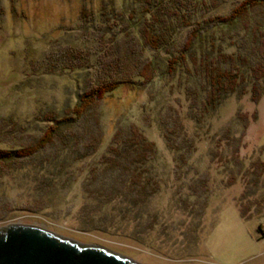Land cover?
<instances>
[{
	"label": "rangeland",
	"instance_id": "1",
	"mask_svg": "<svg viewBox=\"0 0 264 264\" xmlns=\"http://www.w3.org/2000/svg\"><path fill=\"white\" fill-rule=\"evenodd\" d=\"M115 1L119 7L125 3ZM102 4V0H0V136L5 138H0V148L34 145L51 126L45 116L64 117L96 82L92 69L76 70L67 56L72 50L86 53L82 42L74 40L84 37L80 17L83 10L100 11ZM152 93L151 88L123 87L101 104L107 148L117 127L135 118L139 127H151L149 136L164 151L155 175L162 179V193L169 196L149 206L151 233L140 234L138 220L115 231L105 229L107 222L92 219L91 213L85 215L88 201L84 203L81 182L95 159L72 167L69 172L76 179L72 189L57 190L53 198L45 190L40 197L37 192L48 180L39 175L40 153L0 170V229L37 227L82 245L103 247L138 264H264V175H249L254 164H264V99L255 104L250 94L231 96L216 116L193 124L188 120L194 114L191 102L186 103L183 95L174 91L149 105ZM154 106L156 116L151 118ZM178 117L183 124L179 123L178 134L194 141L192 160L186 165L166 149L158 129ZM9 131L14 135L5 136ZM236 148L247 167L242 175L225 165ZM241 206L252 214L249 219L242 218ZM131 216L135 218L136 212Z\"/></svg>",
	"mask_w": 264,
	"mask_h": 264
},
{
	"label": "trees",
	"instance_id": "2",
	"mask_svg": "<svg viewBox=\"0 0 264 264\" xmlns=\"http://www.w3.org/2000/svg\"><path fill=\"white\" fill-rule=\"evenodd\" d=\"M231 1L125 0L119 7L115 0H102L100 11L83 10L82 29L77 31L84 37L74 40L82 42L86 53L72 50L67 57L76 70L92 69L96 82L64 117L45 116L51 126L34 145L0 148V170L40 153L39 175L48 176V180L37 193L42 197L48 190L53 198L57 190L75 185L69 172L72 167L95 159L84 170L88 176L81 182L84 203L88 201L83 207L85 215L91 213L92 219L107 222L105 229L115 231L128 229L138 220L139 233H151L149 206L169 196L162 193V179L155 175L164 151L149 136L151 127H139L135 118L117 127L107 148L101 104L123 87L133 91L151 88L149 105L177 91L186 103L191 102L194 114L188 120L201 124L216 116L231 96L250 94L252 102L259 103L264 99V0H236L223 14ZM90 46L95 48L93 52ZM48 72L52 74L53 68ZM149 113L155 118L156 107ZM179 123L182 118L178 117L158 129L166 149L186 165L192 160L194 141L181 138ZM242 124L247 127V118ZM236 149L232 161L225 165L231 173L242 175L247 167ZM249 175L262 177L264 164H254ZM253 183L257 185L258 180ZM240 209L242 218L249 219L252 214L246 206ZM138 231L131 236H137Z\"/></svg>",
	"mask_w": 264,
	"mask_h": 264
},
{
	"label": "water",
	"instance_id": "3",
	"mask_svg": "<svg viewBox=\"0 0 264 264\" xmlns=\"http://www.w3.org/2000/svg\"><path fill=\"white\" fill-rule=\"evenodd\" d=\"M0 264H138L100 246L82 245L37 227L0 229Z\"/></svg>",
	"mask_w": 264,
	"mask_h": 264
}]
</instances>
